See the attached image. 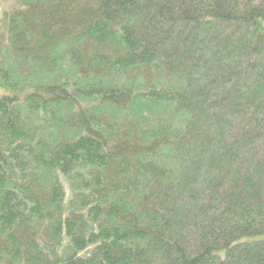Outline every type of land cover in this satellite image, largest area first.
I'll list each match as a JSON object with an SVG mask.
<instances>
[{"label": "trees", "instance_id": "16d2710c", "mask_svg": "<svg viewBox=\"0 0 264 264\" xmlns=\"http://www.w3.org/2000/svg\"><path fill=\"white\" fill-rule=\"evenodd\" d=\"M20 5L0 264H264V0Z\"/></svg>", "mask_w": 264, "mask_h": 264}, {"label": "rangeland", "instance_id": "374dc122", "mask_svg": "<svg viewBox=\"0 0 264 264\" xmlns=\"http://www.w3.org/2000/svg\"><path fill=\"white\" fill-rule=\"evenodd\" d=\"M20 0H0V44L6 43L7 35H8V24H9V14L15 9L20 8ZM257 22L259 26L264 30V16H260L257 18ZM13 92L8 91L4 88L0 87V96L3 95H11ZM19 95V93H16ZM264 241V232L255 234V235H247L242 236L235 239L231 245L242 243V242H256V241ZM225 250L222 249L219 251L220 256H224Z\"/></svg>", "mask_w": 264, "mask_h": 264}]
</instances>
